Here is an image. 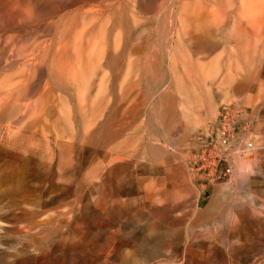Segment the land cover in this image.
Here are the masks:
<instances>
[{"label": "bare ground", "instance_id": "obj_1", "mask_svg": "<svg viewBox=\"0 0 264 264\" xmlns=\"http://www.w3.org/2000/svg\"><path fill=\"white\" fill-rule=\"evenodd\" d=\"M166 1L170 6L166 17L167 35L171 38L172 42L170 43L174 45L171 50L167 48V70H171L172 80L175 84L182 82L185 87L190 89L189 93L193 95H196L198 91V93H203L202 89L208 88L211 93L213 91V107L206 114L192 118L186 116L187 106L182 105L179 109L180 103L174 97L168 101L161 98L153 99L155 93H153L152 86L155 76L153 71L159 66V61L152 56L153 38L151 34L146 35L145 33L146 37L141 43H134L133 38L140 31L137 27L138 23H136L139 20L136 16V19H131L130 14H126L125 19H98L99 15L97 14V19H87V22L84 20L86 24L83 29H80L79 19L71 21L65 27L59 40L52 39L50 41L51 44L46 52L42 48H37L38 45L37 47L35 45L36 48L33 45L34 49L25 50L24 53L21 50L23 55H20L19 62H21L22 71L14 76H6V73H3L5 53L8 52L6 43L8 42L2 44L1 39L0 166L4 168L8 165H15L22 174L29 173L26 177L18 172L14 173L12 176L15 177V180L9 175L10 173L1 176L5 180L12 178L14 181H9L10 185L16 183L26 185L34 175L33 169L31 168V173L28 169L35 166L37 162H40V165L38 164L40 167L48 164L53 168L58 165L64 170L68 166L82 164L89 151L100 153V151L110 150L108 161L96 165V168L88 174L87 183L91 187L96 181L102 182V178H105L104 184L107 182L111 184L110 179L113 175L132 161L154 162V158L148 152V140L145 136L146 130L150 127H167L169 131L171 129L169 134L177 136L175 140L178 144L189 137L188 135L199 133L198 141L202 146L195 151V156L190 160L191 164H187L183 158L168 162V164L167 160L158 164L164 169L162 178H159L161 180L160 188L157 191L152 187L153 182L150 176L140 177V187L143 188L145 199L154 202L157 198L159 200L157 203L165 208L169 205V197L173 201V206L179 207L188 203L187 199L190 195L193 198L189 206L197 216V218L195 217V226L208 227L213 226V223L216 224V222L219 225L222 224L223 211L226 210L230 214L234 226L231 228V231L233 229L232 233L239 231L241 233L242 229L245 231L254 223L256 229L258 228L257 234L261 235L262 231L263 235L264 204L260 208L262 211L259 209L252 212L257 207V199L249 192L254 185L252 177L261 176L264 173V126L262 127L260 124L256 134L252 137L248 136L245 129L248 124L252 123V120V124L256 122L254 121L256 116L254 114L253 118V114L249 113V107L256 113L260 107L264 106V0ZM145 2L147 1L134 0V6L142 11ZM37 4L35 5L37 6ZM28 9L27 11H29ZM155 9H157L156 6ZM101 11L103 12V10ZM30 14L27 13L26 16ZM19 19L18 17V21ZM140 19L142 18L140 17ZM34 20L27 17V19L20 20L21 23L19 22L21 24L19 29L26 41H30L29 35H33L31 29L35 24ZM16 22L14 23L17 24ZM12 25V30L15 31L18 27ZM161 26L163 27V25ZM102 27H104L103 30ZM100 29L102 33L105 29V38H107L105 42H101L98 37ZM145 31L148 30L145 29ZM119 32H124L125 36L118 43L115 35H118ZM36 35L34 34V36ZM12 37L14 36L12 35ZM156 38L154 37V39ZM47 40L44 39V41ZM35 44L40 45L41 43ZM117 59L123 67L127 65L124 80L121 81L122 87H124L122 95L118 93V88L121 87L119 86V81L122 79L121 70L113 71L111 68ZM6 63L11 66L13 64L12 57L8 58ZM12 66L14 67V65ZM108 69H111L112 76L105 85L100 79L101 77L98 76L107 72ZM2 73L6 77L4 80H1ZM46 75L48 80L43 84L42 77ZM167 75H169L168 72ZM97 79L100 81L99 84H97ZM175 88L177 87L175 86ZM103 94H105L104 99L102 98ZM223 100L227 102L222 104ZM169 109H172L173 113H170ZM120 112L122 119L117 117ZM57 126H61V130H58ZM136 129L143 132L141 139H137L136 132L138 131ZM237 134L238 136H236ZM131 143L133 147L129 145ZM159 152L161 155V151ZM152 153L153 151H151ZM167 153L169 154V152ZM225 174L231 184H234L238 189H243V203L238 202L233 195L228 206L222 204L225 185L221 180L226 178ZM200 179L205 180L208 184L201 191H197L196 184ZM169 180L176 185H183L184 190H182L185 192L189 190L190 193L173 192L170 194L167 189ZM184 186H186V190ZM208 193L211 194L209 205L205 209H200L202 198ZM76 209L79 210V207ZM77 210L75 211L77 212ZM204 214L209 218L203 217ZM68 225L69 222L64 221V227ZM102 233L104 234V231ZM70 254L72 253L70 252ZM183 260H185V256Z\"/></svg>", "mask_w": 264, "mask_h": 264}, {"label": "rangeland", "instance_id": "obj_2", "mask_svg": "<svg viewBox=\"0 0 264 264\" xmlns=\"http://www.w3.org/2000/svg\"><path fill=\"white\" fill-rule=\"evenodd\" d=\"M146 1L147 2L144 3V11H139L140 9L135 8L134 6V0H7V2L6 0H0V42L1 39L2 44L8 42L6 45H8L9 49H7V54L5 53V63H3L5 70L3 73H6V76L20 74V71H22L21 62H19L20 55H23L25 50L34 49L35 45L36 47L38 45L37 48H42L44 52H46L51 44L50 41L52 39L59 40L65 27L71 21L79 19V26H81L80 29H83L87 19H97L98 15V19H125L126 14H130L131 19L137 18V20H139H136V23H138L137 27L140 31L137 30L138 33L133 38L134 43H141L146 35L149 34H151L153 38L152 56L155 60L159 61V66L153 71V74L155 75L152 83L153 93L155 92L153 94V99L159 100V98H161L168 101L171 100V97L176 98L180 103L179 109L182 105L187 106V117L197 118L200 115L206 114V112H208L214 105L213 91L211 93L206 87L207 89H202L203 93H198V91L196 95H193L189 93L190 89L185 87L182 82L175 84L172 80L171 70H167V48L171 50L174 47V45L170 43L172 42L171 38L167 35L166 17L170 9L168 1ZM34 3H38V7ZM59 3L61 4L59 5ZM155 6L157 9H155ZM28 8L31 9L29 10ZM27 9L29 11H27ZM101 10H103V12ZM38 12L41 15L37 14ZM92 12H96V14H93ZM27 13L31 14L26 16ZM103 13L105 14L103 15ZM22 14L23 16L25 14V16L23 17ZM89 15H92V17L88 18ZM18 17L20 18L19 21ZM27 17L28 19H35V24L31 29L33 30V35H29V40L31 39L30 41H26L22 31L19 29L21 26L20 20L27 19ZM140 17L142 19H140ZM12 21H17V24ZM105 23L107 25L106 20ZM12 24L18 27L15 31L12 30ZM161 25H163V27ZM35 26L36 28H34ZM103 28L104 27H102V30ZM145 29L148 31H145ZM102 30H99L98 37L101 42H105V39H107L105 38L106 32L104 29L102 33ZM43 32L46 34H42ZM139 32H141L142 35ZM122 33L119 32L118 35H115L116 39H118V43L124 39V32ZM34 34L36 36H34ZM12 35L14 37H12ZM38 36L40 37L38 38ZM32 37L33 39L35 38L34 41ZM154 37L157 38L154 39ZM44 39H48V42L44 41ZM39 41H43L44 44ZM35 43L41 44L39 45ZM20 45L22 49L20 48ZM18 47L19 49H17ZM154 53L156 54L154 55ZM9 56L12 57V65H14V67L12 65L9 66L6 63L7 59L10 58ZM118 63L119 61L117 59L114 61L111 68L113 71L118 69L121 70L120 74H122V79L119 81V86L121 87L118 88V93L122 95L124 93V87H122L123 85L121 83L124 80L127 65L123 67L120 63L118 65ZM123 68L124 71H122ZM157 70L158 72H156ZM166 71L169 75H167ZM4 74L2 75L1 80L6 78L4 77ZM104 74L101 73L98 77H101L100 79L103 80V84L105 83L106 85V82L111 80V69H108ZM42 79L44 80H42V83L45 84L48 80V76H43ZM98 80L99 79H97V84L100 83ZM175 86L177 88H175ZM102 98H105V94L102 95ZM225 102L227 101L223 100L222 104H225ZM169 112L173 113V110L169 109ZM249 113L253 114V118L254 114L256 116L254 120L256 122L252 124V120V123L248 124L245 129L248 136L252 137L256 134L257 127L260 124H262V127L264 126V106L260 107L259 111L256 113H254V110L249 107ZM117 117L122 119L121 112L117 114ZM56 128L61 130V126H57ZM170 132L171 129L169 131L167 127L162 126H154L147 129L145 136L146 140H148V152L152 155L151 157L154 158V162L144 163L137 160L134 162L132 161L133 163L131 162V165L129 164L128 166L123 167L121 170L117 171V174L113 175L110 179L111 184L108 182L107 184H104L105 178H102V182L96 181L91 187L87 183L88 174L96 168V165L108 161L110 150L100 151V153L89 151L86 153L82 164L68 166L64 170L58 165H55L53 168L49 167L48 164L44 167H40L38 166V164L40 165V162H37L35 166L28 169L30 173L33 169L34 175L31 177L32 179H29V184L26 185H19L16 182L14 185L8 183L9 181L13 182L15 180V177L12 176L14 173L16 174L18 172L23 177H26L29 173L24 172V174H22L15 165H8L4 168L3 166H0V264H68L69 262H71L69 264H186V262L187 264H264V232L263 235L262 231L261 235H258V228L256 229L254 223H252L247 230L244 231L242 229L241 233L240 231L238 233H232L233 229L231 231V228L233 224L231 216L228 211L225 210L222 215V224L219 225L216 222V224L213 223V226L208 227L202 225L195 226L194 224L196 223L197 216L189 206L193 198L192 196H188L187 201L189 200V204H182L179 207L173 206V201L168 197L169 205L165 208L157 203V201H159L157 198H155L154 202H149L145 199L143 188L140 187L139 179L141 176H150L153 182L152 187L157 191L160 188V179L162 178V170L164 169L163 167L158 166V164L164 163L166 160L168 164V162L178 161L180 158L185 159L187 164H191L192 162L190 160L195 156V151L202 146L200 141H198V137H200L199 133L188 135L189 137H186L183 142L178 144L175 140L177 139V136H172L169 134ZM136 133L137 139H141L143 132L138 131ZM236 136H238V134ZM129 145L133 147L132 143ZM151 151H153L152 154ZM158 151H161V155ZM167 152H169V154ZM156 156L157 159H155ZM2 174L4 176L9 174L14 180L12 178L5 180V178L1 176ZM226 176L227 174H225V177ZM221 182L225 185V192L222 200L224 206L229 205L233 195L238 202L241 201V203H243V189L236 188L234 184H231L228 177L223 178ZM252 183L254 185L249 193L257 199V207L252 211L255 212L262 208L264 204V173L261 176H253ZM207 184L208 183L205 182V180L200 179L196 184L197 189H195L201 191V189ZM182 186L183 185H176L170 180L167 182V189L170 194L173 192H184L185 194H189L190 191H183L184 189ZM184 187L186 190V186ZM210 195L211 194L208 193L206 196H203L200 209H205L209 205ZM78 207L79 210L76 209ZM75 210H77V212ZM186 212H188V215ZM203 217H208V215L204 214ZM64 221H68L69 225L64 227ZM103 231L104 234L102 233ZM70 252L72 254H70ZM184 256L185 260H183ZM188 259L190 260L188 261ZM243 260L246 261L244 262Z\"/></svg>", "mask_w": 264, "mask_h": 264}]
</instances>
